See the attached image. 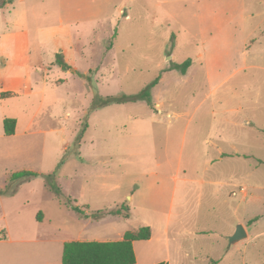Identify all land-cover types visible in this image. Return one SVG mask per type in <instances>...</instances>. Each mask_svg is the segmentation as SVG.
Segmentation results:
<instances>
[{"label":"rangeland","instance_id":"374dc122","mask_svg":"<svg viewBox=\"0 0 264 264\" xmlns=\"http://www.w3.org/2000/svg\"><path fill=\"white\" fill-rule=\"evenodd\" d=\"M5 1L0 264H61L49 227L106 241L142 226L152 238L134 264H264V0ZM17 30L43 68L13 64L1 34ZM11 78L21 94L2 97ZM37 109L34 145L4 134L5 117L21 129ZM237 225L247 236L230 243ZM174 231L179 248H166Z\"/></svg>","mask_w":264,"mask_h":264},{"label":"trees","instance_id":"16d2710c","mask_svg":"<svg viewBox=\"0 0 264 264\" xmlns=\"http://www.w3.org/2000/svg\"><path fill=\"white\" fill-rule=\"evenodd\" d=\"M6 3L5 0H0V6ZM62 68H67V64L60 61ZM187 61L185 66H189ZM183 73L185 70L183 69ZM5 93H1L3 97ZM16 120L14 118L5 117L3 119V130L5 135H12L15 132ZM43 175V173L32 170H21L13 173V177L29 178L33 176ZM69 202V201H67ZM72 208L79 214V216L87 218L89 215L80 209L78 206ZM40 212V211H39ZM37 213V219L40 216ZM117 213L116 210L107 212L96 211L91 214L93 218H99L106 214ZM151 236V229L149 226H142L137 230L125 231L122 237L118 240L107 241H80L71 240L63 243L62 250V264H134L136 256L133 249V242L139 240H147ZM154 264H169L166 261H160Z\"/></svg>","mask_w":264,"mask_h":264},{"label":"crops","instance_id":"0c3cea01","mask_svg":"<svg viewBox=\"0 0 264 264\" xmlns=\"http://www.w3.org/2000/svg\"><path fill=\"white\" fill-rule=\"evenodd\" d=\"M59 21L62 22V18H59ZM56 32H57V30L52 31V34H55ZM1 35L3 36L4 39L5 38H10V42H12L11 57H12L13 64L15 66L20 67V68H24L26 70H28V69H30V70L34 69L35 70V69H38L40 67L41 68L44 67V66H38L37 64H32L31 52H30V48H29V35H28V32L26 30H17L15 32L7 31V32H3ZM0 49H1V54L6 59V57L9 55V53H6L4 51L3 47H1ZM59 52H60V54L63 55V58H62L63 62L67 64L66 73L68 74L69 72H76L77 69L71 68V66L69 65V59L66 56V52H67L66 48L63 47L62 49H59ZM1 63H3V62L0 60V64ZM45 70L47 71V67L45 68ZM10 80L11 81L8 82V85H6L4 88H2L3 90H6L5 91V96H7L8 94L12 95V93H13V95L14 94L15 95L21 94L20 92H18L17 89H13L14 87L17 86L18 81L15 78H11ZM27 80H29V79H27ZM24 88L26 89V91L22 92V93H24V95H31L33 93V92L28 90V89H30L28 84H25ZM37 112H38V109L33 111L30 114L29 119H27L26 125H24V127H22L21 129L17 128V126H16L17 124H16L15 125L14 134L6 135V136L14 137V136H16L18 134L25 135V136H27V140H26L27 142L26 143L30 144V145H34L36 143V141L32 140V139H34V136H31V135L35 134L36 132H42L44 130L43 128L41 129V128L37 127V125L33 124ZM31 137H32V139H31ZM206 142H208V139L206 140ZM226 155L227 154H222L221 153V155L217 159L221 160L223 158L222 156H226ZM228 155H235V154H228ZM244 156L248 157L247 155H244ZM12 157L13 158H17L16 154H14V153H12ZM244 190H246L244 187L240 188V191L242 192V196L243 197H247V192L246 191L244 192ZM39 211H38L39 212L38 215L40 216V220H37V221L40 222V223H43L44 221L47 220V217L43 213L42 210H39ZM37 213H36V217H37ZM48 221H50V220H48ZM168 224H169V222L166 221L165 222V228L163 230V232L166 235L169 233ZM50 228L51 227H49L48 230L46 231L48 233L47 236H49L50 238H48L47 240H44V242L51 243V241H54V242L57 241L58 243H60V245L62 246V250H63V243L66 242V241H71V240H68L66 238L56 237V233L51 231ZM245 232H246V230H245ZM122 235L118 239H120L122 237ZM176 235H179V231H174L172 233V237L168 236V237H166L164 239V245H166V248H169L168 245H169V243H172V242H174L173 244L176 245V249L179 248V246H178V242H179L178 238L174 237ZM246 236H247V232H246ZM151 238L152 237L150 236V238L147 239V240H139V241H134L133 242V248H134V251H135L136 261H137V254H136V250H135L136 244H138V243L140 244L141 242H148L149 240H151ZM2 239H6V237L2 238ZM118 239H116V240H118ZM34 241H40V240L35 239ZM139 246H141V245H139ZM151 254L152 253L150 251H146V256H147L148 259H149ZM61 258H62V256H61ZM160 261H166V262H168L170 264L169 256H167L166 258H159V259L151 260V261L149 260V262L147 264H154V263H157V262H160ZM213 263H216V262L213 261Z\"/></svg>","mask_w":264,"mask_h":264},{"label":"water","instance_id":"95a60500","mask_svg":"<svg viewBox=\"0 0 264 264\" xmlns=\"http://www.w3.org/2000/svg\"><path fill=\"white\" fill-rule=\"evenodd\" d=\"M243 237H246V232L242 225H237L234 233L229 237V242L240 240Z\"/></svg>","mask_w":264,"mask_h":264}]
</instances>
